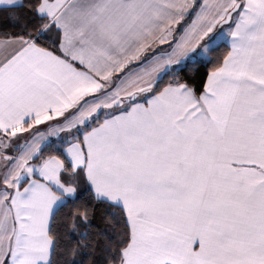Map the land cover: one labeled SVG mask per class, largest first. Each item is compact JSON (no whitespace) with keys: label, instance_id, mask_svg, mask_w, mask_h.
<instances>
[{"label":"snow or ice","instance_id":"obj_1","mask_svg":"<svg viewBox=\"0 0 264 264\" xmlns=\"http://www.w3.org/2000/svg\"><path fill=\"white\" fill-rule=\"evenodd\" d=\"M0 264H264V0H0Z\"/></svg>","mask_w":264,"mask_h":264}]
</instances>
